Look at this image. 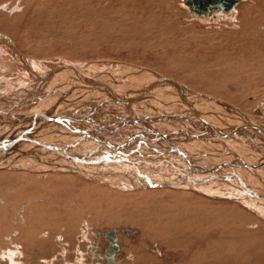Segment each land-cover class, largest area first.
<instances>
[{"label":"rangeland","instance_id":"obj_1","mask_svg":"<svg viewBox=\"0 0 264 264\" xmlns=\"http://www.w3.org/2000/svg\"><path fill=\"white\" fill-rule=\"evenodd\" d=\"M241 1L236 6L253 2L256 8L241 9L251 19L238 25L198 20L183 0H0V35L37 70L124 76L130 71V77L134 68L126 65L155 68L191 90L223 96L252 115L264 134V27L259 23L264 16L258 11L264 12V0ZM6 59L0 53L1 90L24 81L18 66ZM163 169L167 174H153L162 184L174 177ZM5 178L0 179V264H264V208L239 198L231 183L215 184L204 194L178 185L119 190L86 178ZM170 221L172 227L165 223ZM184 228H190L184 239L207 251L195 248L200 255L188 263H165L167 244L185 243L162 239ZM207 232L215 235L206 240ZM143 233H149V243ZM40 237L48 238L43 243ZM142 245L155 253L150 261L139 258ZM18 249L25 254L17 255Z\"/></svg>","mask_w":264,"mask_h":264},{"label":"bare ground","instance_id":"obj_2","mask_svg":"<svg viewBox=\"0 0 264 264\" xmlns=\"http://www.w3.org/2000/svg\"><path fill=\"white\" fill-rule=\"evenodd\" d=\"M239 1L207 14H195L184 0L183 5L198 20H227L239 25L251 19L241 15V9L255 7L253 2L236 6ZM258 11L264 16L263 11ZM259 23L264 27L263 21ZM0 53L11 58L19 75L24 76L22 83L0 89V179L76 177L119 190L178 185L202 193L215 184L220 188L231 183L242 195L239 198L264 208V134L257 130L252 115L226 102L223 96L191 90L155 68L142 65H126L135 72L129 77V71L125 75L128 78L122 74L79 73L56 67L37 70L4 35H0ZM254 113L261 116L259 109ZM163 168L174 177L162 184L153 174H167ZM64 186L67 188L66 183ZM212 193L219 194L218 190ZM165 223L172 227L171 221ZM139 225L134 226L135 231L131 229L134 235L141 233ZM41 227L45 229V225ZM118 228V232L123 231ZM186 228L182 234L180 230L168 232L166 239H162L177 242L182 238L185 243L165 245L169 248L168 255L162 253L165 263H188L200 255L195 248L199 253L207 251L205 245L198 250L195 243L185 240L190 231ZM214 235L207 232L203 236L207 240ZM147 236L149 233H143L141 238L147 242ZM47 238L40 237L39 242ZM149 245L141 246L139 258L145 261L154 258Z\"/></svg>","mask_w":264,"mask_h":264},{"label":"water","instance_id":"obj_3","mask_svg":"<svg viewBox=\"0 0 264 264\" xmlns=\"http://www.w3.org/2000/svg\"><path fill=\"white\" fill-rule=\"evenodd\" d=\"M234 0H184L195 14H207L214 10L228 8Z\"/></svg>","mask_w":264,"mask_h":264},{"label":"crops","instance_id":"obj_4","mask_svg":"<svg viewBox=\"0 0 264 264\" xmlns=\"http://www.w3.org/2000/svg\"><path fill=\"white\" fill-rule=\"evenodd\" d=\"M18 250H19V249H18ZM19 251H20V252H18V253L16 252L17 255H18V254H19V255H22V254L24 255V254H25L23 250H19Z\"/></svg>","mask_w":264,"mask_h":264}]
</instances>
